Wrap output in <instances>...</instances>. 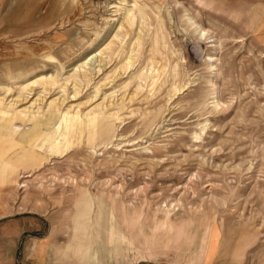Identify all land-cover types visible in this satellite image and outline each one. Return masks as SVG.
<instances>
[{"label": "rangeland", "instance_id": "obj_1", "mask_svg": "<svg viewBox=\"0 0 264 264\" xmlns=\"http://www.w3.org/2000/svg\"><path fill=\"white\" fill-rule=\"evenodd\" d=\"M257 5L264 0H5L0 110L8 117L68 115L75 123L63 153L41 169L15 168L0 179V214L11 217L0 229L10 219L27 228L15 240L0 238L1 249L12 242L13 264H30L34 248L50 264H100L91 261L88 230L77 235L78 252L66 251L71 256L60 263L74 188L136 224L123 225L125 234L134 230L137 247L154 252L132 264H264ZM126 10L132 23L125 24ZM187 18L207 36H197ZM97 119L115 137L88 146L78 120L97 131ZM12 139L1 137L0 146ZM6 150L9 158L19 148ZM164 220L172 230L187 224L194 235L157 248L154 237L169 238ZM202 235L205 261L198 259ZM42 243L48 246L40 250Z\"/></svg>", "mask_w": 264, "mask_h": 264}, {"label": "bare ground", "instance_id": "obj_2", "mask_svg": "<svg viewBox=\"0 0 264 264\" xmlns=\"http://www.w3.org/2000/svg\"><path fill=\"white\" fill-rule=\"evenodd\" d=\"M134 17L135 15L132 13V11L126 10V15L124 16L125 24L132 23L134 20ZM141 18L142 19L145 18L144 13H142ZM187 21L191 26L195 25L190 18H187ZM194 28H195V33L197 34V36L199 37L207 36V33L199 29L196 25ZM64 54H66V52ZM84 65L85 63L77 67V69L79 68L81 69L82 66ZM13 78H18V75L14 76ZM0 105H1V101H0ZM21 113H18V114L15 113L14 115L8 117L7 116L8 114L0 110V138L3 136L12 137L13 138L12 140L14 142L13 143L9 142L11 145V150L14 148H17V149L19 148V150H16L15 155L8 158L6 149L8 148L10 149V145H8V147L6 146L5 148L3 146H0V179L6 178V180H9V178H11L13 175L16 174L15 168L16 169L21 168L23 170L41 169L44 164L50 161L53 155H60L66 149H68L71 146V143L73 140L75 123L72 117L68 115H63L61 117V115L57 116L55 114L46 113L48 115H45L44 117L42 116L40 118H35V117L27 118L26 115L21 114ZM58 121H61V122H58ZM87 121L88 120H84V122L82 123L81 120H78V123H80V125L83 127L82 135L83 133H85V135L87 136L86 144L88 146L94 145V143L99 142V141H103V142L111 141L112 138L115 137L114 131H112L111 128H105L103 130H99V127L101 126V123L99 120H98L99 124H98L97 131H94V129H91ZM95 134L97 136L94 139ZM27 176L30 177V175H27ZM19 178L22 179L24 178V176H20ZM22 187H25V186L24 185L20 186V188ZM77 200H80V203H78ZM77 200L74 199L75 204L73 206V211H72V216H73L72 221L80 220V222L84 224L85 221L88 220V217L90 215V212L92 209V203L87 194L85 195L84 198L80 197ZM83 206H84V209L82 211ZM98 207H99L98 217L100 220L98 237L100 238L99 240H101L102 238H104L105 240L103 244L101 245L103 246L102 251L105 256L103 257L104 259L101 260L102 262L101 261L100 262L104 264L105 263L109 264V260L106 257V254L108 253L107 245L108 243H111V251L113 254H115V249H117V245H120L121 239L117 235L118 226L115 222L113 206L109 207L108 203L104 199L103 203L100 202ZM78 210H80V212H78ZM83 224H82L81 232L87 231L86 226H83ZM96 224L97 223H95V225ZM165 224H166V221H165ZM76 230L74 231L75 233H76ZM88 231L89 232H88L87 237H89V240H90V230ZM74 236H75L74 240H76L77 234L76 235L73 234V238ZM78 238H79V235H78ZM78 238H77L76 243L75 241L72 245L68 243L69 245L66 247L65 251H76L75 252L76 254L78 252L76 248L78 246ZM155 247H157V245ZM89 250H90V246H89ZM70 255L71 254H69V256ZM93 260L94 259H92L91 261ZM112 262L116 264L115 259L112 260Z\"/></svg>", "mask_w": 264, "mask_h": 264}, {"label": "crops", "instance_id": "obj_3", "mask_svg": "<svg viewBox=\"0 0 264 264\" xmlns=\"http://www.w3.org/2000/svg\"><path fill=\"white\" fill-rule=\"evenodd\" d=\"M4 2H5V0H0V8H2V6H4ZM258 7H260L259 13H260V18H261V23H263V24L260 27L255 26V32H256L255 37H257L259 39V41L263 44L262 46H264V5L255 6V8H258ZM259 24H260V22H259ZM7 186H9V185H7ZM74 191L75 192H74L72 199H71V201H72L71 205L72 206H74V204H75L74 199L77 200L80 197L84 198L86 194L88 195V197L92 203V209L90 212L91 220H90L88 227L86 226L87 230H90V240H89V246H90V252H91L90 254H91V256H93V257H91V260L94 259L93 262H96V259L101 261L104 259L102 257L103 246H101V245L103 244V242L105 240H104V238L99 240L100 238L98 237L99 236L98 235L99 234V223H100V220L98 217V211H99L98 202H94L95 200L87 191L80 190L79 188H74ZM102 200L104 201V199H102ZM77 201H78V203H80V200H77ZM103 201L101 203H103ZM72 211H73V209L68 210V212H69L68 216L70 217V221H69L68 226H67L68 227V232H67L68 241L66 242V244L64 246H61L62 247L61 252L62 253L64 252V253H63L62 260L60 261V263L64 262L65 256H69V255H65L66 251L64 249H66V247L69 245L68 243H70L71 245L74 243L71 239L73 237V234L79 235L81 232V228H82V225L79 224V226H78V222L80 220L72 221ZM117 211H118L117 208H116V210L114 209L115 222L118 226L117 235L121 239V243H120V245H117V249H115V254H113L111 251V243H108V245H107V247H108L107 252L108 253L106 254V257L109 260V264H112V260H114V259H115L116 264H123V263L124 264H132L134 262H140V261L147 260L150 256H152V254H153L152 252H154V251L150 250V248L137 247L138 242L136 243V240L133 239V236L135 235L133 232L134 230L131 231V233H130L131 235L125 234V232L123 230V228H124L123 225H126L127 229H133V227L136 224H133L132 219L130 221H126V223L129 222L131 224H124L125 223L124 220H126V219L120 218L119 212H117ZM9 214H3L2 216L0 214V222L3 221L4 219L11 218ZM4 215H6V216H4ZM71 222H75L76 225H74V226L70 225L69 226V224ZM95 223H97V224L95 225ZM161 226L163 228L165 227L164 228L165 230L166 229L168 230L169 238L165 242H164V240H160L161 242L157 243L159 240L156 242L155 237H154V244L157 243V244H155V246L157 245V248L158 247L161 248L162 245L164 247L166 245V243L168 245L170 244V246L173 245L174 247H176V245H178L179 243H181L183 241L186 233L189 232L187 230L189 228V226L187 224L185 225V224L180 223L179 225H174L175 229L172 230V226L170 227V226H168L167 223L165 224V220H164L161 223ZM176 226H178V227H176ZM158 228H159V226H158ZM25 230H27L25 221H23V222L19 221L18 222V221L10 219V220L6 221V224L3 227V230L0 229V238L15 240L16 238L19 237V233H21L22 231H25ZM75 230H76V233L74 232ZM169 231L171 234L173 233L172 236H171V234H169ZM188 235L193 236L194 232L192 233V230H191ZM203 240H204V235H202V238H201V242H200L201 244H200V248H199L200 250H199V258L198 259L201 260L203 258V260L205 261V256H204L205 255V247H204ZM9 243H10V246L4 247L3 249L0 248V264H13L11 262L12 261V242L10 241ZM40 246H42V247H40ZM47 246H48V243H42L39 245V248H41L40 250H42L43 248H46ZM34 249H33L32 254H31L32 262L30 264H50L49 263L50 261L48 260L49 257H48L47 252L46 253L44 252L43 255L41 256L42 259L38 260L37 257L34 255L35 254ZM2 256H4L3 261H2ZM67 262L71 264L73 261H72V259L68 258ZM101 262H100V264H103ZM18 264H24V263L20 262Z\"/></svg>", "mask_w": 264, "mask_h": 264}]
</instances>
